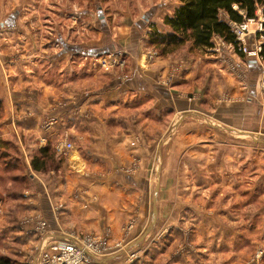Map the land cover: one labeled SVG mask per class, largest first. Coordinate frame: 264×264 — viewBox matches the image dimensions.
I'll return each mask as SVG.
<instances>
[{
	"label": "rangeland",
	"instance_id": "obj_1",
	"mask_svg": "<svg viewBox=\"0 0 264 264\" xmlns=\"http://www.w3.org/2000/svg\"><path fill=\"white\" fill-rule=\"evenodd\" d=\"M177 5L0 0V62L5 77L15 80L8 94L12 105L27 107L10 115L11 131L4 134L14 138L12 156L28 170L20 160L13 163L17 169L0 167V255L6 260L58 264L53 250L62 242L86 248L83 264H264L263 8L242 25L222 14L236 46L215 37L210 49L186 43L163 55L151 34L154 26L169 32L164 19ZM141 74L153 93L127 97L129 80ZM162 88L180 92L179 107L169 111ZM1 98L0 91V121L6 114ZM78 115L86 139L97 133L112 144L115 177L107 179L85 153ZM31 124L39 136L26 129ZM44 148L55 152L54 161L48 171L35 172L31 161ZM105 183L138 186L128 197H106L134 203L119 238L75 235L63 226L56 233L64 237L53 238L45 213L59 222L67 197L87 211L103 198L91 188ZM37 206L44 213H35Z\"/></svg>",
	"mask_w": 264,
	"mask_h": 264
},
{
	"label": "crops",
	"instance_id": "obj_2",
	"mask_svg": "<svg viewBox=\"0 0 264 264\" xmlns=\"http://www.w3.org/2000/svg\"><path fill=\"white\" fill-rule=\"evenodd\" d=\"M180 3L178 2L179 6ZM263 11V10H262ZM205 62L207 63V66H211L213 68H211L212 70L218 69L219 71H221L222 73H224V75L226 74L225 71L221 70L222 68L220 66H218L216 64V60H211V59H205ZM209 69V68H208ZM4 71L6 72L5 68L3 67V63L0 62V91H1V95L2 98L1 100H3L4 102V107H5V117L2 121H0V140H3L5 142H15L12 138L10 140H6L8 138H4V134L6 135V133L11 131V128H9V122L8 120L11 118V116L17 112V114H21V113H25L27 107L25 105H21V104H16L15 106L12 105L11 98L9 97L10 95L8 94V89L11 91V86L10 83H12V81L15 82L14 78L13 80H11V76L8 75L7 78L4 75ZM216 73V72H215ZM228 74V73H227ZM4 75V77H3ZM145 74H141L139 77H132L130 76L131 80L130 83H128V87L125 89V95L127 97H144L146 95L147 92H151L153 93V89H148L150 88L149 86H151V84H149L148 78L144 76ZM163 76V74H159V76ZM8 77L10 78V80H8ZM159 85V84H158ZM162 85V84H160ZM153 86V84H152ZM148 87V88H145ZM160 90V89H159ZM234 90V89H233ZM231 92H234V91ZM161 91V92H160ZM160 91H158L160 93V95L163 97V99L168 98L167 99V106L169 107V111L173 110V108H175L176 106L179 107L180 106V92H176L175 90L170 91L168 90V92H165L164 88H162ZM236 92V91H235ZM239 93V92H238ZM8 99H5L6 96ZM237 94V93H235ZM180 95V96H179ZM15 96V95H14ZM169 101V102H168ZM238 105V104H237ZM34 112V111H33ZM11 115V116H10ZM80 117V124L79 127H82L80 129H82L81 131H83V144L87 143L88 148L86 149V154L92 159V161L96 162L94 163L97 167L101 170L106 171V177L111 178V177H115L118 174H115L114 171L109 170L112 164L113 168L115 167V164L113 163L114 160V155L115 152L114 150H112V147L110 144V142H108V140H100L101 138L98 136L97 133H95L94 135V140L93 139H86L85 134L87 132H85V120L82 118L81 116H77ZM94 127L97 125V122L93 123ZM101 123L98 122V125H100ZM103 124H106L105 122ZM25 127V125H23ZM37 126V125H36ZM34 126V124H31V126H26V129L28 130H35V134L36 135H40V133H38V129H36ZM38 128V127H37ZM88 128V127H87ZM52 139V137H50ZM17 144V143H14ZM18 146V145H16ZM3 152V151H2ZM131 150L129 151L130 154ZM141 154V153H140ZM143 156V154H141ZM123 157V156H122ZM13 158L16 161L20 160L18 162L19 164H23L25 169H26V173L28 172L27 167L25 166L23 159L21 157H17L15 155H13ZM22 161V162H21ZM30 169V168H29ZM26 175V174H25ZM164 175L161 173V178ZM165 177V176H164ZM118 186V184H109V183H105V184H100L97 185L95 187H92L91 190L92 192L96 191L97 193L103 192V198L101 199V201L99 202L100 204H92V208L90 207L89 210L87 211H82L78 205H80L78 202H76L77 206H74L73 204V199L72 201L70 200L72 197H67V204L68 206L65 208V213L62 219H60V224L57 221H54L51 217V214L49 212V214L45 213V216L47 217V222L50 225V230L52 232L51 236L53 238H61L64 236H60V233H56L59 232V229H61V227L63 226V228L68 229L71 232H74L73 234L75 235H81V234H85V233H89V232H93L96 234H101V235H105L107 234V232L110 233L111 235V239L112 240H116L117 238H119L120 236V226L122 224L125 223V221L133 215V210H134V203L130 202L127 200V202H124L125 205H122V203L120 201H115L113 200V196L108 200L106 199V197H110L111 194L113 192H119V193H123L124 195H122V197H128L130 194L132 193L134 190H136V187H138L137 185H133L130 184L129 185H122V188H118L116 189ZM119 186H121L119 184ZM131 187V188H129ZM148 187V186H146ZM129 188V189H128ZM68 189L70 191V188L67 186L66 190L68 193ZM68 196V194H67ZM133 199V198H132ZM69 200V201H68ZM73 203V204H71ZM133 204V205H132ZM131 205L133 206V210ZM44 207L48 208L47 202H45ZM45 208V209H46ZM44 209V210H45ZM36 211H34L35 213H40L44 210H41L38 206L35 209ZM40 211V212H39ZM142 222V221H141ZM54 232V233H53ZM19 236V234H18ZM26 238H31V239H35L33 237H26ZM20 240V238H19ZM17 246H20V243L16 242ZM1 251V249H0ZM225 253V252H223ZM2 256V255H0ZM12 256H15L14 254H12Z\"/></svg>",
	"mask_w": 264,
	"mask_h": 264
},
{
	"label": "trees",
	"instance_id": "obj_3",
	"mask_svg": "<svg viewBox=\"0 0 264 264\" xmlns=\"http://www.w3.org/2000/svg\"><path fill=\"white\" fill-rule=\"evenodd\" d=\"M177 1L180 5L174 10L173 15L164 19V25L169 29V32L160 34L154 26L153 34H151L153 46L162 51L163 55L171 53L172 50L174 51L186 43H191L196 49H210L215 37H220L227 43L236 46V38L227 21L222 18V14H226L230 21L240 24L245 19L255 18L257 9L263 8L264 17V0ZM2 113L0 102V116ZM1 144H4L3 140H0V149L4 147V152L0 151V167L3 165V169L6 171L17 169L13 165L15 162L12 156L13 146L9 142ZM38 153L31 161L32 169L35 172H46L50 162L54 161L55 152L44 148L40 149ZM0 264L14 263L1 256Z\"/></svg>",
	"mask_w": 264,
	"mask_h": 264
},
{
	"label": "built area",
	"instance_id": "obj_4",
	"mask_svg": "<svg viewBox=\"0 0 264 264\" xmlns=\"http://www.w3.org/2000/svg\"><path fill=\"white\" fill-rule=\"evenodd\" d=\"M243 24V23H242ZM238 24V25H242ZM237 25V24H236ZM237 32H243L246 30L245 26H236ZM69 148L71 146H68ZM67 148V146H64ZM76 247L75 245L64 246L62 242H58L54 245L53 255L55 262L58 264H83V257L86 248Z\"/></svg>",
	"mask_w": 264,
	"mask_h": 264
}]
</instances>
